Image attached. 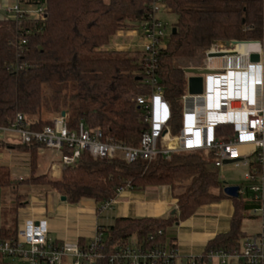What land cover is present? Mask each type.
I'll use <instances>...</instances> for the list:
<instances>
[{
  "label": "trees",
  "instance_id": "1",
  "mask_svg": "<svg viewBox=\"0 0 264 264\" xmlns=\"http://www.w3.org/2000/svg\"><path fill=\"white\" fill-rule=\"evenodd\" d=\"M19 2L44 6L45 18L27 9L19 21L0 18V126H9L20 112L30 129L42 130L66 111L70 129L85 122L91 129H100L104 139L139 146L148 128L143 106L137 101L150 89L144 61L138 53L130 56L105 46L118 31L135 29L148 19L151 0ZM163 6L176 14V32L172 29L160 49L157 76L170 103L172 132L176 134L182 124L181 98L187 91L185 68L190 59L220 42L263 40L264 0H163ZM17 63L22 65L19 70L13 68ZM224 130L233 131L231 126H219L217 134ZM5 148L30 152L33 171L29 178L17 180L8 167L0 166V187L46 185L73 204L89 198L101 206L116 197L120 187L143 190L170 185L178 200L177 212L158 217H118L111 226L100 227L102 239L97 245L79 241L82 250L95 248L101 255L94 264H123L122 259L111 262V258L134 241L144 250L159 246L176 249L177 243L168 235L170 227L192 216L200 206L229 197L212 154L204 150L131 163L83 153L55 180L36 173L38 153L46 148L44 144L0 138V150ZM63 154L71 151L65 147ZM15 194L18 207L27 196ZM249 195L232 198L235 211L230 229L211 239L203 256L211 250L241 249L249 236L242 226L246 212L261 204L260 199ZM18 233L17 226H3L0 239L15 241ZM197 259V264H213L205 257Z\"/></svg>",
  "mask_w": 264,
  "mask_h": 264
},
{
  "label": "built area",
  "instance_id": "2",
  "mask_svg": "<svg viewBox=\"0 0 264 264\" xmlns=\"http://www.w3.org/2000/svg\"><path fill=\"white\" fill-rule=\"evenodd\" d=\"M19 0L6 7L7 12L19 21L24 9ZM152 14L140 23L141 35L145 44L134 54L141 55L145 64L146 81L149 92L137 98L144 109V121L148 128L143 132L139 146L128 145L110 138L104 139L100 129H91L80 122L74 129L68 127L66 116L53 119L42 130H32L25 116L18 112L9 126H0V138H14L17 142L44 144L61 154L64 165L73 164L83 153L94 158H120L128 163L137 160H153L159 155L169 157L174 152L204 150L211 153L214 165L220 169L227 164L247 167L244 173L246 185H239L241 195H253L261 200L253 214H259L262 224L258 232L247 236L242 247L233 252L224 250L208 251L204 256L190 258L189 264H197V258H206L213 264H264V39L240 41L227 45V42L214 44L207 49L197 64L191 62L186 68L207 71L203 92L187 91L182 96V124L178 133L172 132L173 118L169 101L159 83L157 70L159 52L167 37V22L157 17L164 8L163 0H151ZM30 12L45 18V7ZM26 40L23 39L22 43ZM241 45V46H240ZM240 46V48H239ZM112 50H121L112 48ZM211 57L210 53H229ZM252 54L259 59L251 60ZM22 67L19 63L15 70ZM231 126L233 131L217 134V128ZM67 148L71 154H63ZM126 189L120 187L117 195ZM111 198L101 205V209L112 208L115 199ZM102 239L98 228L93 245ZM71 255L76 264L81 261L94 264L101 255L94 249L82 250L79 242H60L50 239L41 223L30 221L19 231L17 240L0 239V258L17 257L26 264H62L63 258ZM178 250L169 246H159L144 250L136 242L124 247L111 258H119L123 264H175Z\"/></svg>",
  "mask_w": 264,
  "mask_h": 264
},
{
  "label": "crops",
  "instance_id": "3",
  "mask_svg": "<svg viewBox=\"0 0 264 264\" xmlns=\"http://www.w3.org/2000/svg\"><path fill=\"white\" fill-rule=\"evenodd\" d=\"M16 0H0V18L8 17L6 7ZM23 9L33 10L22 5ZM30 8V9H29ZM114 34L108 48L127 51L126 45L115 44V39L123 33ZM130 35V34H128ZM138 48V47H137ZM134 49L133 52L137 50ZM130 52V51H129ZM17 142L14 138H7ZM0 166L10 169L17 180L32 175V158L28 151L12 148L0 150ZM37 174H48L52 179L62 177L64 165L59 152L52 153L49 148L41 149L37 158ZM27 196L18 207L15 206V193ZM59 192L46 185L22 183L17 189L0 187V229L3 226H17L22 230L30 221L41 223L47 236L57 242L92 241L98 228L111 226L118 217H158L178 211V200L172 194L170 185L148 186L143 190L126 188L116 197L110 209H101L93 199H82L79 203L63 200ZM253 196V195H249ZM235 211L232 198L204 204L189 218L168 229V235L177 243L180 264H189L192 257L201 255L208 242L220 233L228 232ZM0 264H26L17 257L0 258ZM62 264H76V259L67 255ZM79 264H89L81 261Z\"/></svg>",
  "mask_w": 264,
  "mask_h": 264
},
{
  "label": "rangeland",
  "instance_id": "4",
  "mask_svg": "<svg viewBox=\"0 0 264 264\" xmlns=\"http://www.w3.org/2000/svg\"><path fill=\"white\" fill-rule=\"evenodd\" d=\"M39 6L33 5L30 8L33 9L34 12L37 11ZM29 8V9H30ZM28 10V9H27ZM157 17L162 20L167 22V28H166V33L167 37L171 33L173 29V24L177 20L176 14L167 11L165 8H162L158 11ZM134 31L128 33H123L115 39V44L118 45H126L127 47V53L130 56H135L134 49L135 48H141L145 44V38L141 35V29L140 26L136 27L135 29H132ZM126 32H129L125 30ZM118 34V32L116 33ZM165 38V41H167L168 38ZM105 49L107 50H112L111 48H108V46H105ZM130 51V52H129ZM126 53V54H127ZM203 53L201 56H197L196 58L190 59L192 60L193 63L197 64L199 62L200 58H202ZM17 141V140H16ZM47 148V147H46ZM52 153L58 152L54 148H49ZM247 167L244 164H240L239 166H233L231 164H227L224 167L219 169V177L220 179L225 182L227 185H246V181L244 180V173L246 172ZM246 195L244 194L243 197ZM255 215V216H252ZM262 224V218L259 214H253L252 211L246 212V216L243 219V229L247 234L251 235L260 229V226ZM181 262L178 260L177 264H180Z\"/></svg>",
  "mask_w": 264,
  "mask_h": 264
},
{
  "label": "water",
  "instance_id": "5",
  "mask_svg": "<svg viewBox=\"0 0 264 264\" xmlns=\"http://www.w3.org/2000/svg\"><path fill=\"white\" fill-rule=\"evenodd\" d=\"M173 32H176V28H173ZM240 41H229L227 42V45L230 46L231 44H237ZM232 52L229 53H210L209 55L211 57H216V56H224L226 54H231ZM251 60L252 61H256L259 59V55L258 54H252L251 55ZM185 72L190 73L191 76L189 77L188 80V87H189V92L192 94H200L203 92V88H204V78L201 74L207 72V71H200L198 69H193V68H185ZM61 115L63 117H65L67 115L66 111H63L61 113ZM239 189L240 186L239 185H226L224 188V192L231 198H238L240 197V193H239ZM63 200H66V196H62ZM176 210L173 211V213H175Z\"/></svg>",
  "mask_w": 264,
  "mask_h": 264
},
{
  "label": "bare ground",
  "instance_id": "6",
  "mask_svg": "<svg viewBox=\"0 0 264 264\" xmlns=\"http://www.w3.org/2000/svg\"><path fill=\"white\" fill-rule=\"evenodd\" d=\"M241 46V45H240ZM240 46H239V48H240Z\"/></svg>",
  "mask_w": 264,
  "mask_h": 264
}]
</instances>
